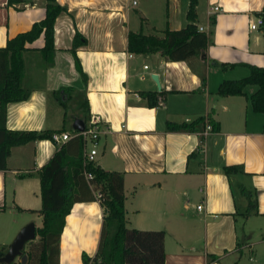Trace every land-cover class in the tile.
Here are the masks:
<instances>
[{
    "label": "crops",
    "instance_id": "1",
    "mask_svg": "<svg viewBox=\"0 0 264 264\" xmlns=\"http://www.w3.org/2000/svg\"><path fill=\"white\" fill-rule=\"evenodd\" d=\"M57 1L66 11L54 24L53 64L39 53L43 34L27 44L23 86L30 93L7 104L6 128L72 137L76 119L86 127L94 117L100 131L95 162L123 174L127 227L165 232V264H264V114L253 111L248 99L254 85L245 87L247 97L217 94L222 81L247 76L249 65H264V33L249 28L264 0H197L196 26L210 41L200 55L178 61L159 52H129L128 33L162 36L166 28H183L190 0ZM44 16L42 0H0V48ZM76 31L86 42L73 53ZM63 87L74 90L72 98L53 95ZM142 92L157 94L158 103L149 106ZM85 98L87 121L76 114ZM168 122L193 130H168ZM212 122L218 129L202 134ZM66 141L11 148L7 168L0 170L5 252L22 227L41 225L33 212L41 207L38 171ZM231 165L239 170L226 174ZM24 213L34 218L21 222ZM102 216L98 201L73 204L59 240V264H83V252L96 253Z\"/></svg>",
    "mask_w": 264,
    "mask_h": 264
},
{
    "label": "trees",
    "instance_id": "2",
    "mask_svg": "<svg viewBox=\"0 0 264 264\" xmlns=\"http://www.w3.org/2000/svg\"><path fill=\"white\" fill-rule=\"evenodd\" d=\"M34 1L8 0L9 3L28 4H33ZM42 1L45 8L44 18L33 23L28 31L8 39L6 45L0 48V170L7 168V158L12 147L36 140L51 139L53 133L49 130H10L5 125L7 104L26 100L30 93V90L23 86L25 74L23 54L29 50L27 44L33 43L43 34L44 45L38 50L46 65L53 64L54 24L57 16L66 9L57 0ZM197 4V0L189 1L186 14L187 23L181 29L166 28L162 36L129 32L128 51L136 54L159 52L171 61L188 60L200 55L208 45L210 38L205 32L199 31L196 26ZM259 16L263 22L260 28L264 33V5ZM85 42L86 39L76 31L72 40L73 53ZM75 65L83 81L86 82V75L78 59ZM221 65L223 67L233 66L232 64ZM248 68L247 76L222 81L217 88V94L247 97L245 87L254 85L256 90L248 96V99L253 111L264 114V65H249ZM61 93L72 98L74 90L71 87H63L53 92V95ZM141 95L147 99L149 106H155L158 103L155 93L142 92ZM66 103L60 101L64 107ZM79 110H82L79 116L87 121L89 115L86 98L79 105ZM190 125L168 122L167 129L193 130ZM211 127V131L218 129V125L214 122ZM238 170L239 167L236 165L224 167L226 174ZM84 171L92 173L93 179L90 183L86 181ZM38 175L41 207L33 211L41 217V225L36 228L37 238L29 241L23 249L24 262L19 257L11 263L0 262V264H59V240L65 226L66 216L70 213L74 203L92 201H98L103 209L102 226L97 251L93 256L83 252L81 255L83 264H165V232L127 227L123 174L119 171L104 170L96 162L84 164L83 139L80 135H74L61 144L52 157L39 169ZM4 253L5 249L0 247V257Z\"/></svg>",
    "mask_w": 264,
    "mask_h": 264
},
{
    "label": "built area",
    "instance_id": "3",
    "mask_svg": "<svg viewBox=\"0 0 264 264\" xmlns=\"http://www.w3.org/2000/svg\"><path fill=\"white\" fill-rule=\"evenodd\" d=\"M214 11L219 10V7L215 6L213 7ZM262 18L258 17L255 21H251L249 24V28L251 30H256L262 25ZM200 30L202 28L200 27ZM211 131V125H207L203 131L202 134H207ZM99 134L100 131L97 127V122L94 117H91L89 120V124L85 127L83 131H78L76 135H80L83 139V163L87 164L89 162H95L96 156L98 155V147H99ZM71 136L64 132V133H52L51 140L55 143H61L68 139H70ZM88 143L90 146H88ZM85 179L88 183L91 182L93 179V175L90 172L84 171ZM97 196L100 197V194L97 193ZM197 209H201V205L197 206Z\"/></svg>",
    "mask_w": 264,
    "mask_h": 264
},
{
    "label": "water",
    "instance_id": "4",
    "mask_svg": "<svg viewBox=\"0 0 264 264\" xmlns=\"http://www.w3.org/2000/svg\"><path fill=\"white\" fill-rule=\"evenodd\" d=\"M152 79L156 82L159 88V81L157 76L152 75ZM74 129L77 131H83L85 129V122L81 119H76L74 122ZM36 237V228L34 223L30 222L17 233L14 240L9 245L7 251L2 257L0 262L11 263L16 257H21V261H25V255L22 254L25 244L28 241L33 240Z\"/></svg>",
    "mask_w": 264,
    "mask_h": 264
},
{
    "label": "rangeland",
    "instance_id": "5",
    "mask_svg": "<svg viewBox=\"0 0 264 264\" xmlns=\"http://www.w3.org/2000/svg\"><path fill=\"white\" fill-rule=\"evenodd\" d=\"M82 110H79V107L76 109V114H79L80 112H81ZM88 146H90L89 144H88ZM100 148V147H99ZM99 158V155H97L96 156V160ZM38 177V179H39V175L37 176ZM37 187V186H36ZM37 194H38V197H39V192L37 191ZM26 218H34L31 214H20V216H19V219H20V221L22 222V221H24V220H26ZM37 224L38 225H40L41 224V218H39V219H37ZM130 224V223H129ZM128 224V227H130V225ZM239 264H251L247 259H243V260H241L240 262H239Z\"/></svg>",
    "mask_w": 264,
    "mask_h": 264
}]
</instances>
